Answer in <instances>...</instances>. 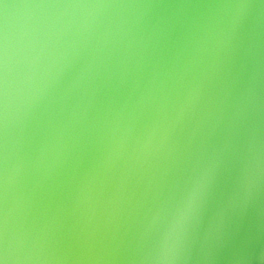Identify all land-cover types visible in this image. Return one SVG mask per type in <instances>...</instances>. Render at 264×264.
Segmentation results:
<instances>
[{
    "label": "water",
    "instance_id": "95a60500",
    "mask_svg": "<svg viewBox=\"0 0 264 264\" xmlns=\"http://www.w3.org/2000/svg\"><path fill=\"white\" fill-rule=\"evenodd\" d=\"M0 264H264V0H0Z\"/></svg>",
    "mask_w": 264,
    "mask_h": 264
}]
</instances>
